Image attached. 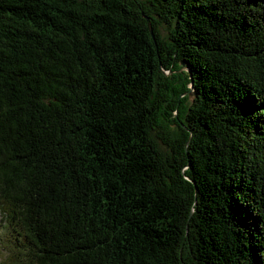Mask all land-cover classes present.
I'll return each mask as SVG.
<instances>
[{
    "label": "trees",
    "instance_id": "16d2710c",
    "mask_svg": "<svg viewBox=\"0 0 264 264\" xmlns=\"http://www.w3.org/2000/svg\"><path fill=\"white\" fill-rule=\"evenodd\" d=\"M0 214V264H264V0H0Z\"/></svg>",
    "mask_w": 264,
    "mask_h": 264
},
{
    "label": "rangeland",
    "instance_id": "374dc122",
    "mask_svg": "<svg viewBox=\"0 0 264 264\" xmlns=\"http://www.w3.org/2000/svg\"><path fill=\"white\" fill-rule=\"evenodd\" d=\"M161 31L164 34L166 33V29L162 24ZM14 235V231L11 228L7 227L4 216L0 217V262L10 249V242L11 240H13Z\"/></svg>",
    "mask_w": 264,
    "mask_h": 264
},
{
    "label": "water",
    "instance_id": "95a60500",
    "mask_svg": "<svg viewBox=\"0 0 264 264\" xmlns=\"http://www.w3.org/2000/svg\"><path fill=\"white\" fill-rule=\"evenodd\" d=\"M143 15L145 16V18H148V15H146V14H143ZM148 26H149V30L151 31V34L153 36V33H152L153 31H152V26H151V22L150 21H148ZM164 71L167 72V70H165V69H164ZM168 72H171V70H168Z\"/></svg>",
    "mask_w": 264,
    "mask_h": 264
}]
</instances>
